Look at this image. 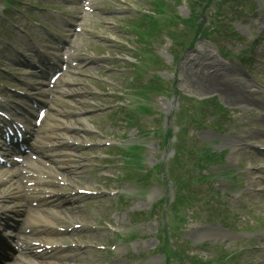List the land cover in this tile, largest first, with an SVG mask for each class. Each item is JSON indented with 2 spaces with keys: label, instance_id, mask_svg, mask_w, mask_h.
Listing matches in <instances>:
<instances>
[{
  "label": "rangeland",
  "instance_id": "1",
  "mask_svg": "<svg viewBox=\"0 0 264 264\" xmlns=\"http://www.w3.org/2000/svg\"><path fill=\"white\" fill-rule=\"evenodd\" d=\"M91 2L87 11L82 0H0V88L37 95L30 84L40 72L14 60L16 44L28 41L20 29L50 59L51 41L67 38L84 61L66 92L39 85L55 136L41 137L51 150L37 164L47 167L40 189L60 202L47 204L57 261L262 264L264 242L253 233L264 232V191L254 182L264 171V150L255 149L264 145V109L201 90L192 62L215 60L264 89V0ZM48 7L78 10L83 31L69 36L75 28L57 27ZM66 134L70 156L58 148Z\"/></svg>",
  "mask_w": 264,
  "mask_h": 264
},
{
  "label": "bare ground",
  "instance_id": "2",
  "mask_svg": "<svg viewBox=\"0 0 264 264\" xmlns=\"http://www.w3.org/2000/svg\"><path fill=\"white\" fill-rule=\"evenodd\" d=\"M197 62V63H194ZM193 65V77L196 79V82L199 84L200 89L204 90V91H221L223 96L232 104H245L246 106H248L249 104H257L256 106H262V108L264 109V89H262L261 87H258L257 85L251 83L248 79H246L242 74L240 73H235V72H227L225 71V67L219 63H217V61L215 60H209L206 57H197V59H195L192 64ZM82 72V71H81ZM64 81V80H63ZM237 88V89H236ZM242 92L247 93L251 96H246L244 97L242 95ZM253 100V101H252ZM262 126L264 127V116H263V121H262ZM70 128H74L77 129L76 126L74 124H72L71 122H68V124H65L64 127L68 126ZM68 129H66L67 131ZM71 130V129H70ZM64 134V132H62ZM255 133V132H254ZM254 133H252L251 136L254 135ZM260 134V138H262V140L264 141V129L262 131L258 132ZM257 134V133H256ZM249 134L246 133V136H248ZM245 135H242L241 138H237L236 141L239 142H245L247 139ZM66 145H70L72 144L67 137H65V141H64ZM69 146L66 147V149ZM29 148V147H28ZM238 151L236 150V158H238ZM34 153V152H33ZM14 167L19 165V163L16 161L14 162ZM13 167V168H14ZM64 167V166H63ZM44 168V167H42ZM64 170L68 169L71 170V168H68V166H65L63 168ZM41 171H45L44 169L41 170L39 169V167L36 165V163L32 160H26L25 161V167L19 170H15L12 172V170H10V174L12 176V181L14 182V184H16V188H14L12 185H9L7 188L0 189V196H2V198L4 197V202L7 201V203L10 201L7 200L9 197L6 196V191H9L10 189H13L17 192L14 191H9L11 193H13V198L16 199H21L19 200L20 202L24 201V200H31L33 202H41L42 200L46 201V193L42 191H39L37 193H35L37 190L34 188L36 183L39 182L38 186H40L41 184H45V180L41 179L40 174L42 173ZM22 177L23 179L28 178L26 181V186L20 187L17 183L22 182L20 180H18V178H13V177ZM30 176V177H29ZM21 179V178H20ZM32 180H34L35 182H33ZM254 182H258L260 184V187L262 188V191H264V171L261 173V175L259 176V178H254ZM70 183H65L66 188H71L69 186ZM37 186V185H36ZM13 187V188H12ZM38 188V187H37ZM7 189V190H6ZM8 192V193H9ZM18 194V195H17ZM36 194V195H34ZM12 198V199H13ZM26 198V199H23ZM2 200L1 203L4 204V206L6 205ZM8 203V204H9ZM16 208V210H18V204H13V206L8 205L7 208ZM65 218L68 220L69 218L66 216L65 214ZM48 222V214H46V212H44L42 209L36 207L33 208L30 213L28 212V215H26L24 217V224L30 228V230L32 231H38L42 230L40 223H46ZM23 225V224H22ZM24 226V228L26 227ZM43 230H45L46 232H48V235L46 237L38 234L35 238H33L34 240H31V243L33 245H31V243L29 242H23V244H21L20 248H19V255H18V261L15 264H36L32 258L30 257V255H34L35 256L39 255V256H44L46 255V245L48 244H52V253L55 252V250L58 249L57 244H53L52 242H59L58 238L56 236H53L51 234V232H53L52 229H48L46 227L43 228ZM214 232H217L216 234H221L223 236L228 237L230 234L227 233L226 231L222 230V229H215ZM26 238H31L30 235L26 236ZM38 246V247H37ZM51 259H54V256H52ZM51 259H47L46 262H50L49 264H60L58 261H52ZM72 260V259H70ZM71 262H69L68 264H70Z\"/></svg>",
  "mask_w": 264,
  "mask_h": 264
}]
</instances>
